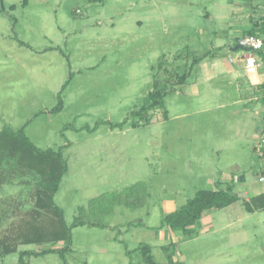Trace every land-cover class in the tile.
I'll return each instance as SVG.
<instances>
[{
  "label": "rangeland",
  "instance_id": "rangeland-1",
  "mask_svg": "<svg viewBox=\"0 0 264 264\" xmlns=\"http://www.w3.org/2000/svg\"><path fill=\"white\" fill-rule=\"evenodd\" d=\"M2 3L0 131L23 127L34 147L61 153L67 166L53 203L70 241L53 240L55 213L38 206L49 170L1 138L0 264L47 250L55 252L22 262L145 264L143 245L159 264H264V210H217L215 228L199 231L196 221L189 234L163 222L165 202L186 204L236 164L258 181L264 165L254 150L259 107L243 110L249 83L229 27L248 21L236 11L242 1ZM255 6L247 10L258 17L264 0ZM155 87L164 108L133 117Z\"/></svg>",
  "mask_w": 264,
  "mask_h": 264
},
{
  "label": "trees",
  "instance_id": "trees-1",
  "mask_svg": "<svg viewBox=\"0 0 264 264\" xmlns=\"http://www.w3.org/2000/svg\"><path fill=\"white\" fill-rule=\"evenodd\" d=\"M0 2H1V9L4 10L2 0H0ZM11 8L14 7L11 6ZM256 31L258 32L261 31L264 34V17L262 18V24L260 28L254 27V29L250 30L247 33H249L250 35H255ZM19 44L22 46H26L23 42H19ZM201 60L202 59H197L195 60V62L198 63ZM185 79H186V74L182 75L181 77H178L176 83L183 84L185 82ZM263 93H264V84H263ZM165 94L166 93L164 91L161 92L155 87L154 90L148 96L149 98L148 105H144L138 111H134L131 115L133 117H137V116L139 117L143 114H146L149 110L155 108H164L163 97ZM61 109H62V105L61 102H59L52 112H57ZM147 122L148 121H146V123ZM132 126L136 127L137 124H133ZM1 138L5 140L7 139V141L10 142L9 144H7V146H9L8 150L12 152L17 151L21 153L23 157H25V159L27 160H37L39 164H41V166L49 170L46 181L41 183L42 190L40 192V199L42 200V202H40V204L38 203L39 204L38 206L43 210H47L52 213H55L54 216L56 217L57 222L59 224V230L57 229L52 233L53 240L59 241L60 239L64 238L70 241L69 229L64 224L62 213L57 207H55L53 203V196L58 189V186L66 171V166H67L65 160L61 156V153L55 152L51 149L39 150L36 147H34L33 144L25 136L23 127L20 128L18 131H13L8 127L4 128L0 131V139ZM3 146L6 147L5 145ZM261 172L264 173V165L260 173ZM235 201H236V197L231 194L229 188L226 191L217 190L213 192L207 190H199L196 191L194 197L191 200L187 201L186 204L182 205L174 212L166 214V216H164L163 218V222L168 226V228L172 232L183 231L184 233L189 234L190 233L189 228L193 226L195 222L201 218L202 214L205 211L219 210L221 208L227 207L228 205L232 204ZM82 224H83L82 222H74L73 226H78ZM61 229L62 232L60 231ZM66 247L68 248V246ZM66 247H64L62 251H65ZM7 252H9V250H7L6 253ZM51 252H55V251L47 250V251H42L40 253L22 252L20 254V262L21 264H24L22 262V259L24 256L27 255L37 256ZM140 253L142 255V259L145 264H159L154 260L153 256L151 255V249L148 245H143L140 249ZM168 262H169L168 264L173 263L171 257Z\"/></svg>",
  "mask_w": 264,
  "mask_h": 264
},
{
  "label": "crops",
  "instance_id": "crops-1",
  "mask_svg": "<svg viewBox=\"0 0 264 264\" xmlns=\"http://www.w3.org/2000/svg\"><path fill=\"white\" fill-rule=\"evenodd\" d=\"M239 1H242V3L244 4V8L238 7L236 11L240 13H242V11L244 12L247 11L246 20L248 21L243 23L241 22V20H237L232 25L230 24L229 27L232 29L233 34H234L233 36L235 40L237 41L242 35L254 29V27L260 28L262 24L261 19L264 17V12L258 15V17H253L255 15L249 14V10H247V7H250V9H252V12H255V7H256L255 5L258 6L261 0H239ZM240 57L241 55L237 58L238 61H241ZM214 60H216V58L213 57L211 61H214ZM211 61H208V64H209V67L212 68L213 64L210 63ZM230 61L233 62L232 60ZM243 71L244 72L242 74L244 75V77L247 78L248 83H249L248 90H247L245 97L247 99L246 102L249 103L248 105H250V107L248 108L244 107L243 110L248 111L249 108H252V106H257V105H258L257 107H259V110L256 111L255 114L259 116L260 121L256 126L255 134L253 136L254 143H256L257 139L259 138L260 129L262 127L261 115H262L263 105H262L261 99L264 96V93H263V84H264V72L263 71L264 70L259 69L255 73L248 74L244 70V65H243ZM226 170L221 178L210 179L209 181L210 188L207 190V191H212V192L217 191V190L226 191L229 188L231 194L236 197L235 202L219 210H224V212L227 215L229 212L234 213L235 211V212H238L239 215L241 214L240 216H243V217H245V214L252 215L258 211H263L264 210V185L259 184L257 180L254 182L248 181L246 177L243 174H241L242 172L240 171V167L237 164L234 165V168H230V169L227 168ZM179 207L181 206H176L175 202L167 201L164 203L163 211L165 214H169L177 210ZM247 207L249 208V210ZM215 211L217 210H208L202 214L201 218L198 220L199 231L207 226L211 229L216 227L217 222L215 220V213H216ZM227 218L228 219H225V221H227V226L232 225L234 223L232 221V218H230L231 220L229 219V216H227ZM194 227H195L194 225L191 226V228H194Z\"/></svg>",
  "mask_w": 264,
  "mask_h": 264
},
{
  "label": "built area",
  "instance_id": "built-area-1",
  "mask_svg": "<svg viewBox=\"0 0 264 264\" xmlns=\"http://www.w3.org/2000/svg\"><path fill=\"white\" fill-rule=\"evenodd\" d=\"M237 44V49L242 51L240 58L244 63V70L246 73L251 74L257 72L259 69L264 70V35L244 34L238 39ZM262 103L263 123L255 147V152L264 162V100ZM258 181L264 182V173H259Z\"/></svg>",
  "mask_w": 264,
  "mask_h": 264
},
{
  "label": "water",
  "instance_id": "water-1",
  "mask_svg": "<svg viewBox=\"0 0 264 264\" xmlns=\"http://www.w3.org/2000/svg\"><path fill=\"white\" fill-rule=\"evenodd\" d=\"M237 49V48H236Z\"/></svg>",
  "mask_w": 264,
  "mask_h": 264
}]
</instances>
